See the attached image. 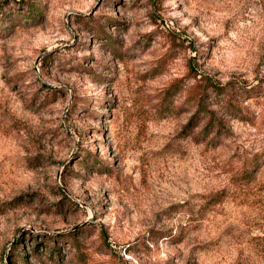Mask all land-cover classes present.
<instances>
[{
    "label": "rangeland",
    "instance_id": "rangeland-1",
    "mask_svg": "<svg viewBox=\"0 0 264 264\" xmlns=\"http://www.w3.org/2000/svg\"><path fill=\"white\" fill-rule=\"evenodd\" d=\"M0 264H264V0H0Z\"/></svg>",
    "mask_w": 264,
    "mask_h": 264
}]
</instances>
